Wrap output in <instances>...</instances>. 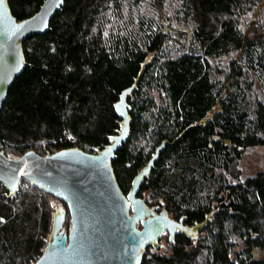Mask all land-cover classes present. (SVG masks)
Here are the masks:
<instances>
[{"label": "trees", "instance_id": "1", "mask_svg": "<svg viewBox=\"0 0 264 264\" xmlns=\"http://www.w3.org/2000/svg\"><path fill=\"white\" fill-rule=\"evenodd\" d=\"M42 1L7 0L18 20ZM23 52L0 109L6 156L104 148L121 127L115 103L138 78L129 135L111 159L117 183L127 194L166 140L137 196L202 226L160 236L137 264H264V167H239L264 146V0H64ZM55 203L67 234L65 202L26 180L13 196L0 183V264L40 256Z\"/></svg>", "mask_w": 264, "mask_h": 264}, {"label": "water", "instance_id": "2", "mask_svg": "<svg viewBox=\"0 0 264 264\" xmlns=\"http://www.w3.org/2000/svg\"><path fill=\"white\" fill-rule=\"evenodd\" d=\"M63 1L43 0L35 13L18 20L7 0H0V109L15 76L27 65L24 41L48 29ZM262 5L254 10L253 19L258 17ZM137 80L121 92L115 103L121 117L120 129L110 137L109 144L95 153L74 146L46 154L28 150L9 157L0 150V183L9 196L18 191L21 180H26L68 206L71 221L68 233L62 235L59 231L65 212L55 213L44 249L32 264H137L145 246L156 245L164 230L170 235L179 230L193 236L202 226L185 225L164 209L156 212L137 196L141 180L149 174L166 140L134 176L127 194L117 183L111 159L129 135L126 97Z\"/></svg>", "mask_w": 264, "mask_h": 264}, {"label": "rangeland", "instance_id": "3", "mask_svg": "<svg viewBox=\"0 0 264 264\" xmlns=\"http://www.w3.org/2000/svg\"><path fill=\"white\" fill-rule=\"evenodd\" d=\"M168 21H163V30L164 29H169V25L167 24ZM239 167L240 170L242 172L243 176H248L250 174H253L255 171H257L260 168L264 167V146L259 147V146H255V147H250L247 148L240 160H239ZM68 208V206H67ZM65 209L63 208V206L61 204L55 203L54 204V214H61L62 211H64ZM137 227L140 228V222L139 224H137ZM60 233L63 235L64 234V228L61 227L59 229ZM168 231L164 230L163 233H161L159 235V237L157 238V242L160 238V236L166 234Z\"/></svg>", "mask_w": 264, "mask_h": 264}, {"label": "snow or ice", "instance_id": "4", "mask_svg": "<svg viewBox=\"0 0 264 264\" xmlns=\"http://www.w3.org/2000/svg\"><path fill=\"white\" fill-rule=\"evenodd\" d=\"M22 27V26H21ZM0 222H3V218L0 217ZM61 242H58V246L60 245ZM70 247V246H69Z\"/></svg>", "mask_w": 264, "mask_h": 264}]
</instances>
